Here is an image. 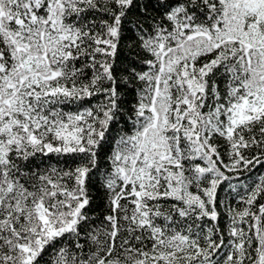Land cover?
I'll return each instance as SVG.
<instances>
[{
	"label": "snow or ice",
	"instance_id": "snow-or-ice-1",
	"mask_svg": "<svg viewBox=\"0 0 264 264\" xmlns=\"http://www.w3.org/2000/svg\"><path fill=\"white\" fill-rule=\"evenodd\" d=\"M0 264H264V0H0Z\"/></svg>",
	"mask_w": 264,
	"mask_h": 264
},
{
	"label": "trees",
	"instance_id": "trees-1",
	"mask_svg": "<svg viewBox=\"0 0 264 264\" xmlns=\"http://www.w3.org/2000/svg\"><path fill=\"white\" fill-rule=\"evenodd\" d=\"M253 178H255V177H253Z\"/></svg>",
	"mask_w": 264,
	"mask_h": 264
}]
</instances>
